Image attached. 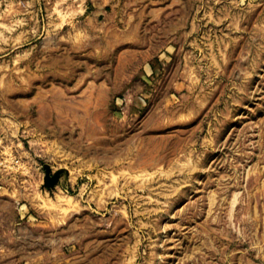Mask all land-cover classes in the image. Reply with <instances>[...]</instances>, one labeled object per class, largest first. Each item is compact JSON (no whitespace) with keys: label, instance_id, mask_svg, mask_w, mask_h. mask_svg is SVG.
<instances>
[{"label":"rangeland","instance_id":"obj_1","mask_svg":"<svg viewBox=\"0 0 264 264\" xmlns=\"http://www.w3.org/2000/svg\"><path fill=\"white\" fill-rule=\"evenodd\" d=\"M0 264H264V0H0Z\"/></svg>","mask_w":264,"mask_h":264},{"label":"bare ground","instance_id":"obj_2","mask_svg":"<svg viewBox=\"0 0 264 264\" xmlns=\"http://www.w3.org/2000/svg\"><path fill=\"white\" fill-rule=\"evenodd\" d=\"M57 195V194H56ZM58 197H60V195L58 196ZM61 198V197H60ZM62 199V198H61ZM69 202V201H68Z\"/></svg>","mask_w":264,"mask_h":264}]
</instances>
